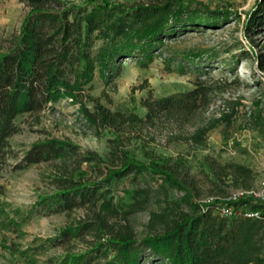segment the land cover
I'll use <instances>...</instances> for the list:
<instances>
[{"label": "trees", "instance_id": "1", "mask_svg": "<svg viewBox=\"0 0 264 264\" xmlns=\"http://www.w3.org/2000/svg\"><path fill=\"white\" fill-rule=\"evenodd\" d=\"M23 1L31 8L22 20L18 38L0 53V172L61 161L53 179L55 191L41 195L30 207V217L70 213L76 208L94 213L93 218L62 228L42 242L44 249L74 238L88 243V249L62 257L54 264H91L110 254L113 255L106 264H140V248L166 264H264V200L251 196L205 202L184 197L190 211L166 207L162 213H151V223L161 225L162 230L147 235L140 243L129 230L116 228L109 221L134 211L142 203L134 201L125 210L114 203L112 185L122 177L134 175L142 179L146 184L143 191L152 182L166 193L168 188H184L172 168L134 158L125 149L121 139L124 135L127 140L144 141L149 137L154 141L156 133L166 132L168 141L204 144L212 128L237 114V101L224 98L226 107L216 116H206L214 87L200 76L190 90L161 97L148 91L141 102L144 117L111 111L98 102L90 109L83 101L86 85L96 71L111 82L124 59H135L145 68L163 39L191 27L216 26L221 19H228L230 12L205 6L193 8L186 0L134 4ZM259 12L248 18L246 30L264 23V3ZM69 98L80 102L81 112L95 128L117 133L108 139L107 157L101 159L94 151L84 152L78 144L57 137L33 143L20 156L10 143V138L21 132L17 118L24 113L38 114ZM86 163H92L90 168L97 178H86ZM224 168L233 182L251 186L253 169L232 162H226ZM158 178L162 181L158 182ZM228 206L232 207L231 214L224 213Z\"/></svg>", "mask_w": 264, "mask_h": 264}, {"label": "rangeland", "instance_id": "2", "mask_svg": "<svg viewBox=\"0 0 264 264\" xmlns=\"http://www.w3.org/2000/svg\"><path fill=\"white\" fill-rule=\"evenodd\" d=\"M81 4L85 0H60ZM143 3L152 0H96V2ZM192 7L229 11L213 27H194L175 37L163 39L154 59L141 67L135 59L120 62L118 74L111 82L96 71L86 85L83 101L92 109L95 103L111 111L137 113L144 117L142 106L148 91L161 97L194 87L196 79L213 85L212 101L206 116L217 115L225 100L237 101L238 112L229 122L212 128L204 144L183 140L168 141L167 133H156L155 140L144 141L124 135L125 149L143 162H157L172 168L184 188H168L167 193L152 182L146 190L142 179L128 175L112 185L113 201L122 208L142 201L126 215L110 218L116 228L124 227L140 243L147 235L162 230L151 223V213H162L166 207L190 211L184 197L193 202L218 198L233 200L243 195L264 200V23L246 30L250 16L258 12L264 0H186ZM30 6L23 0H0V53L17 40L22 20ZM100 41L97 43V47ZM21 132L10 138L21 156L33 143L46 138H60L78 144L82 151H94L107 157L108 139L115 138L110 129L95 128L81 112L79 101L72 98L54 104L38 114L24 113L17 118ZM226 162L245 165L254 170L250 187L243 181L233 182ZM61 161L40 162L23 171L0 172V264H54L62 257L88 249L80 238L56 247H42V242L65 227L94 217L90 209L76 208L70 213L30 217V207L44 194H51L57 166ZM92 163L83 165L85 176L97 178ZM158 182L162 178H158ZM156 181V182H157ZM88 237V236H87ZM89 238V237H88ZM89 240V239H88ZM140 264H166L148 250L140 248ZM100 257L91 264H106L112 257Z\"/></svg>", "mask_w": 264, "mask_h": 264}, {"label": "built area", "instance_id": "3", "mask_svg": "<svg viewBox=\"0 0 264 264\" xmlns=\"http://www.w3.org/2000/svg\"><path fill=\"white\" fill-rule=\"evenodd\" d=\"M243 196H249V195H243ZM243 196H240V197H243ZM235 199H237V198H234L233 200H235ZM224 213H226V214H231L232 213V207H229L228 206V208H224ZM250 215L251 216H257L258 215V213H250Z\"/></svg>", "mask_w": 264, "mask_h": 264}]
</instances>
